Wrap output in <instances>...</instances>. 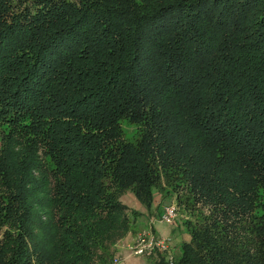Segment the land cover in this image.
Wrapping results in <instances>:
<instances>
[{
	"label": "trees",
	"instance_id": "trees-1",
	"mask_svg": "<svg viewBox=\"0 0 264 264\" xmlns=\"http://www.w3.org/2000/svg\"><path fill=\"white\" fill-rule=\"evenodd\" d=\"M156 192L173 264H264V0H0V264H111Z\"/></svg>",
	"mask_w": 264,
	"mask_h": 264
},
{
	"label": "rangeland",
	"instance_id": "rangeland-1",
	"mask_svg": "<svg viewBox=\"0 0 264 264\" xmlns=\"http://www.w3.org/2000/svg\"><path fill=\"white\" fill-rule=\"evenodd\" d=\"M124 123L125 126L129 125L125 130L127 138L133 139L134 136L138 134V130L130 126L129 123L125 121ZM123 201L131 208L136 209L140 213L139 218L145 219V224L141 225L140 227H138L136 223V226L133 228L131 234H136L140 231L151 228L158 234L159 237L168 239L169 249L168 251H163V253L165 255H168L169 258L174 257L176 260V257L180 254L181 251L180 244L182 243V241L189 238V234L187 233L184 223L188 215L184 210V207H181L173 197L166 198L165 195H162L159 192H156L155 203L152 211H149L132 193H127L126 195H124ZM171 204H175L178 207V215L174 224H169L161 221L162 214L165 210L164 208ZM152 226L154 228H152ZM185 233H187L188 235H185ZM128 253L129 256H132L130 255V251H128ZM116 254L121 255L120 253ZM133 257L136 258L135 261L138 264H141L140 261L142 259H144L143 264H153L157 258L156 254L151 256Z\"/></svg>",
	"mask_w": 264,
	"mask_h": 264
},
{
	"label": "built area",
	"instance_id": "built-area-1",
	"mask_svg": "<svg viewBox=\"0 0 264 264\" xmlns=\"http://www.w3.org/2000/svg\"><path fill=\"white\" fill-rule=\"evenodd\" d=\"M178 215V207L171 204L165 207L161 221L169 224H174ZM128 249L132 256H151L159 251H168L169 243L167 238H161L151 228L140 231L135 236L134 240L129 243ZM173 264V257H170ZM111 264H127L126 258L121 255H114Z\"/></svg>",
	"mask_w": 264,
	"mask_h": 264
},
{
	"label": "crops",
	"instance_id": "crops-1",
	"mask_svg": "<svg viewBox=\"0 0 264 264\" xmlns=\"http://www.w3.org/2000/svg\"><path fill=\"white\" fill-rule=\"evenodd\" d=\"M123 198H124V196H123ZM136 223H137L138 227H140L141 225L145 224V219L139 218ZM152 228H154V227L152 226ZM136 235H137V233L136 234H131V232H130L122 241H120V243L117 246V249H118L117 253H120L121 256L126 258L127 264H138L135 261L136 258H134L133 256H129V253H128V251H129L128 245H129V243H131L134 240ZM185 235H188V234L185 233ZM188 239L189 238H187L185 240H188ZM136 257H143V256H136ZM140 262H141V264H143L144 263V259H142Z\"/></svg>",
	"mask_w": 264,
	"mask_h": 264
}]
</instances>
